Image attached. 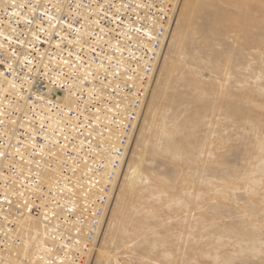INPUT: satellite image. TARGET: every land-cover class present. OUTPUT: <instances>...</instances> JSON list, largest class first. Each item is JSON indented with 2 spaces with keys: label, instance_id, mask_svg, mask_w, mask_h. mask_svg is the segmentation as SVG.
<instances>
[{
  "label": "built area",
  "instance_id": "2783aa9c",
  "mask_svg": "<svg viewBox=\"0 0 264 264\" xmlns=\"http://www.w3.org/2000/svg\"><path fill=\"white\" fill-rule=\"evenodd\" d=\"M175 1L0 0V264H91Z\"/></svg>",
  "mask_w": 264,
  "mask_h": 264
},
{
  "label": "rangeland",
  "instance_id": "374dc122",
  "mask_svg": "<svg viewBox=\"0 0 264 264\" xmlns=\"http://www.w3.org/2000/svg\"><path fill=\"white\" fill-rule=\"evenodd\" d=\"M161 58L92 264H264V0H181Z\"/></svg>",
  "mask_w": 264,
  "mask_h": 264
},
{
  "label": "bare ground",
  "instance_id": "6f19581e",
  "mask_svg": "<svg viewBox=\"0 0 264 264\" xmlns=\"http://www.w3.org/2000/svg\"><path fill=\"white\" fill-rule=\"evenodd\" d=\"M180 3H181V0H176L174 2V6H173V9L175 10L174 23L176 20V12L179 9ZM196 8H197V4L195 2L191 3V7H190L191 14H195ZM172 27H173V25H172ZM172 27L169 31V36H170L171 31H172ZM167 43H168V41H167ZM161 61H162V58H161L160 62ZM157 71H158V68H157ZM157 71H156V73H157ZM156 73H155V75H156ZM155 75L153 76V79H154ZM153 83H154V81H153ZM151 86H152V81L149 84L148 88L150 89ZM149 89H148V91H149ZM70 99H71L70 96L65 97V101H67V102H70ZM141 119H143L142 116H141ZM141 119H140V121H142ZM138 127L140 128V125H138ZM138 127H137V130H139ZM126 165H127V162L124 165L123 171H124ZM19 229H20V232L22 234V237L24 238V240L26 242V249H30V248L34 249L38 246H41L46 241L47 229H46L45 224L42 221H40L38 218H36L32 215H26L23 219H21V221L19 223ZM101 237H102V235H101ZM98 247H97V251L100 249ZM97 251H96V253H97ZM99 252L102 254L104 251H102L100 249ZM33 255H34V253H32V251H31L30 256L34 257ZM94 257H93V260H94ZM93 260H92V262H93ZM92 262H91V264H92Z\"/></svg>",
  "mask_w": 264,
  "mask_h": 264
}]
</instances>
